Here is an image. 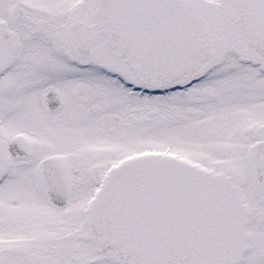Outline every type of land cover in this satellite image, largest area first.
Wrapping results in <instances>:
<instances>
[{
	"label": "snow or ice",
	"instance_id": "1",
	"mask_svg": "<svg viewBox=\"0 0 264 264\" xmlns=\"http://www.w3.org/2000/svg\"><path fill=\"white\" fill-rule=\"evenodd\" d=\"M0 264H264V0H0Z\"/></svg>",
	"mask_w": 264,
	"mask_h": 264
}]
</instances>
